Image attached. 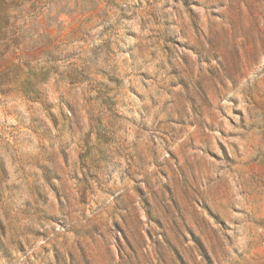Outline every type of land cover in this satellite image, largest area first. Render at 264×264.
<instances>
[{
  "label": "rangeland",
  "instance_id": "1",
  "mask_svg": "<svg viewBox=\"0 0 264 264\" xmlns=\"http://www.w3.org/2000/svg\"><path fill=\"white\" fill-rule=\"evenodd\" d=\"M0 264H264V0H0Z\"/></svg>",
  "mask_w": 264,
  "mask_h": 264
}]
</instances>
